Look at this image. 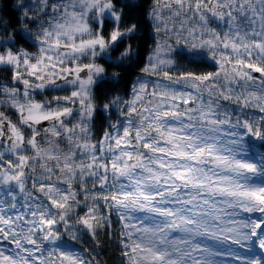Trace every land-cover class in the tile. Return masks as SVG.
Wrapping results in <instances>:
<instances>
[{"label": "snow or ice", "instance_id": "1", "mask_svg": "<svg viewBox=\"0 0 264 264\" xmlns=\"http://www.w3.org/2000/svg\"><path fill=\"white\" fill-rule=\"evenodd\" d=\"M6 2L0 264H264V0Z\"/></svg>", "mask_w": 264, "mask_h": 264}, {"label": "trees", "instance_id": "2", "mask_svg": "<svg viewBox=\"0 0 264 264\" xmlns=\"http://www.w3.org/2000/svg\"><path fill=\"white\" fill-rule=\"evenodd\" d=\"M11 2V0H7V2L5 3V7L7 8V5H8V3H10ZM12 13H9V15H11ZM0 76H6V73H2V72H0ZM259 214H257V216H258ZM233 247H235V246H233ZM257 251H264V250H260L259 248H257Z\"/></svg>", "mask_w": 264, "mask_h": 264}, {"label": "rangeland", "instance_id": "3", "mask_svg": "<svg viewBox=\"0 0 264 264\" xmlns=\"http://www.w3.org/2000/svg\"><path fill=\"white\" fill-rule=\"evenodd\" d=\"M242 254H245L246 255L247 253H242Z\"/></svg>", "mask_w": 264, "mask_h": 264}]
</instances>
